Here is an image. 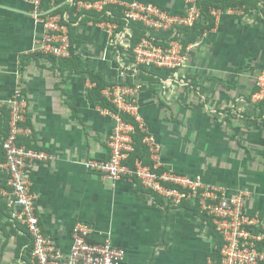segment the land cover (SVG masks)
Returning <instances> with one entry per match:
<instances>
[{"label":"crops","instance_id":"obj_1","mask_svg":"<svg viewBox=\"0 0 264 264\" xmlns=\"http://www.w3.org/2000/svg\"><path fill=\"white\" fill-rule=\"evenodd\" d=\"M140 1L171 12L184 8V0ZM31 9L25 0H0V95L9 98L21 86L28 99L30 138L54 155L29 173L42 232L67 252L73 226L87 222L96 240L109 237L126 249V264H210L215 237L196 207L171 206L137 178L113 180L83 163L109 156L106 140L114 124L94 100L95 73L111 85L139 80L132 70L120 76L116 61L122 56L109 47L103 21L82 17L73 23L81 41L77 66L33 49L41 27ZM263 20L258 9L223 12L212 29L189 44L188 66L155 77L141 95V112L162 147V170L248 189L247 208L261 216L264 113L251 94L255 75L264 68ZM4 212L0 264H32L28 231Z\"/></svg>","mask_w":264,"mask_h":264},{"label":"built area","instance_id":"obj_2","mask_svg":"<svg viewBox=\"0 0 264 264\" xmlns=\"http://www.w3.org/2000/svg\"><path fill=\"white\" fill-rule=\"evenodd\" d=\"M32 5L31 16L40 25L41 34L36 39L34 50L46 57H55L63 62L72 56L69 28V13L64 7L75 6L74 16L82 11L102 12L109 5L122 9L128 21L141 22L157 32L176 30L178 27H191L202 14L199 0H184L182 12L170 10L153 2L140 0H25ZM63 9V11H62ZM216 18L221 9L211 8ZM105 31L114 43L123 39L125 57H121L120 76H127L128 70L138 75V67H157L177 70L188 66L190 46L184 47L180 40H170L166 46L157 45L143 38L129 53L126 33L115 32L118 25L103 21ZM116 34V35H115ZM138 81V82H137ZM117 81L103 90V95L118 111L103 109L110 115L114 124L106 140L109 156L106 159L89 158L83 163L88 170L104 177L120 180L137 178L142 186L157 193L174 207L183 203L197 207L214 224L221 238L218 264H264V216L250 212L247 201L252 193L245 188L233 190L227 186L207 182L200 174H182L173 169L162 170L161 144L147 126L141 112L142 82ZM254 102L264 101V69L255 75V90L251 94ZM9 109L6 136L0 144L5 152V160L0 162V173L5 185L0 188V196L6 202L9 219L24 226L31 239L29 251L32 264H126V249L113 244L109 237L96 240L95 229L87 222H77L72 228V244L64 252L45 236L37 215V193L32 187L29 173L38 162H49L54 155L41 148L20 144V138L30 137L32 128L26 124L28 99L18 84L9 98L0 95V107ZM121 113L129 115L134 122L127 121ZM137 128L144 134L142 142L149 150L152 164L140 158L130 163L135 151L134 134Z\"/></svg>","mask_w":264,"mask_h":264},{"label":"trees","instance_id":"obj_3","mask_svg":"<svg viewBox=\"0 0 264 264\" xmlns=\"http://www.w3.org/2000/svg\"><path fill=\"white\" fill-rule=\"evenodd\" d=\"M260 3L262 5H260ZM198 5L201 9V18L195 22V24L191 27H178L176 30H170L166 32H157L154 29L145 26L141 22L137 21H128L124 18V15L122 13V9L120 6L117 5H109L107 6L102 12H95V11H82L77 14V16H74L73 13L75 11V6L73 4H68L64 7L65 10L69 13V28H70V40H71V54L72 56L68 59H65L63 62H76L77 66H79L81 59L77 55V49L81 45V41L76 38V28L73 26V23L76 20L81 19L82 17H85L86 19H91L94 22H101V21H110L114 22L118 25L115 32H125L126 29H129L131 31V34L126 33V39L129 44L128 52L130 53L132 51V48L135 47V45L140 42L141 39L146 38L152 41L153 43L157 45L166 46L170 40H180L184 47L191 43H195L199 41V39L202 37V35L212 29L215 25V17L211 14L210 9L216 8L221 9L223 12H226L229 9H236L239 7L245 8L246 11H250L251 9H260V12L264 14V0H199ZM63 11V9H62ZM84 19V21L86 20ZM264 21V20H263ZM116 35V34H115ZM116 39V36L111 37V43L109 47L112 49H119V55L122 56V58L126 61V63H129L131 59H127L124 55L125 47L121 44L114 43ZM55 58V57H52ZM56 59V58H55ZM61 62V61H60ZM117 65L120 66V60L116 61ZM264 69V68H263ZM161 70H165L166 72H163ZM169 69H161L157 67H147L145 65H141L138 67V77L139 81H148L151 83L155 77H164L168 74ZM97 76L96 78V86H94L92 92L93 97L96 103H99L103 108L110 109L112 111H118L116 107L101 94V90L105 88L107 85H111V82H107L103 77H100L97 73H95ZM95 81V80H94ZM115 83V82H114ZM112 83V84H114ZM260 108H261V114L264 113V101L258 102ZM123 118L127 121L134 120L127 114L121 113ZM8 119H9V109L7 107H0V139L2 140L7 133L8 128ZM28 125V123L26 122ZM136 128L137 124L135 123ZM30 126V125H28ZM31 127V126H30ZM144 134L139 131L137 128L136 133L134 134V141H135V151L131 154L130 163H133V160L136 158L142 159L146 163H150V154L149 150L147 149L146 145L143 144ZM20 144H25L30 147H37L32 142L30 137L20 138L19 140ZM38 148V147H37ZM5 160V152L3 150L2 145L0 144V162H3ZM5 185V182L2 180V175L0 173V188ZM6 208V202L2 199L0 196V211L2 213H5ZM198 208L196 207V210ZM198 211V210H197ZM199 212V211H198ZM203 219L207 222V225L209 227V232L211 235L215 237V247L214 250L211 252V259L219 261L220 259V248L222 245L221 238L219 234L216 232L214 224L211 220V217L206 215L205 213L199 212ZM24 227V226H23ZM25 228V227H24ZM26 229V228H25ZM27 230V229H26ZM28 233V232H27ZM29 234V233H28ZM29 236V235H28ZM31 242V239H30ZM32 247V244L30 245V249ZM210 264H218L211 262Z\"/></svg>","mask_w":264,"mask_h":264},{"label":"rangeland","instance_id":"obj_4","mask_svg":"<svg viewBox=\"0 0 264 264\" xmlns=\"http://www.w3.org/2000/svg\"><path fill=\"white\" fill-rule=\"evenodd\" d=\"M260 5H262L261 3H260ZM261 9V8H260ZM260 9L258 8V10H259V12H260ZM235 10H237V11H240V12H242V14H244V12H245V8H244V6L243 7H239L238 9L236 8ZM260 16L263 18L264 17V15L260 12ZM118 40H119V38H118ZM120 42H124L123 41V39L121 38L120 39ZM260 71V70H259ZM138 76V75H137ZM129 80H131V81H137V77H135V79H129ZM129 82V81H128ZM138 82V81H137ZM148 84H149V82L148 81H144L143 83H142V92L144 91V90H147L148 92H149V90H148ZM210 262V261H209Z\"/></svg>","mask_w":264,"mask_h":264}]
</instances>
